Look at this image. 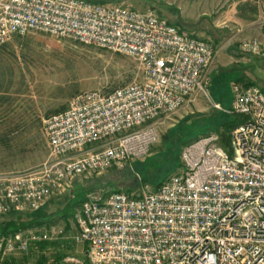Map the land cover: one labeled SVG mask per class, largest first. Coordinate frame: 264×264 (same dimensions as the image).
<instances>
[{"label":"built area","instance_id":"1","mask_svg":"<svg viewBox=\"0 0 264 264\" xmlns=\"http://www.w3.org/2000/svg\"><path fill=\"white\" fill-rule=\"evenodd\" d=\"M40 32L121 53L136 60L142 80L103 93L87 90L43 120L49 158L0 177V214L36 210L79 176L120 168L150 152L158 124L207 94L210 43L159 16L120 3L91 0H0V46ZM239 48L264 63V41ZM226 112L243 122L229 135L200 136L181 151L182 168L155 189L111 191L74 212L75 243L84 258L62 264H264V93L231 84ZM222 110L218 103L212 104ZM55 225L0 237V264L40 241L58 240ZM44 264H58L48 260Z\"/></svg>","mask_w":264,"mask_h":264},{"label":"rangeland","instance_id":"2","mask_svg":"<svg viewBox=\"0 0 264 264\" xmlns=\"http://www.w3.org/2000/svg\"><path fill=\"white\" fill-rule=\"evenodd\" d=\"M231 1L95 0L138 9L152 8L159 16L177 25L180 20L186 28H195L200 38L210 43L215 40L212 47L217 51L209 69L218 67L220 74L208 87L207 94L200 93L194 102L158 124L157 139L148 155L129 160L120 168L111 167L99 174L76 177L63 193L51 196L36 210L0 214V223L10 218L22 221L38 218L45 222L31 228L55 225L63 229L58 240L71 241L67 253L84 258V244L71 239L75 231L74 216L68 215L70 217L66 219L65 212H75L82 201L96 194L111 191L137 194L143 184L155 189L180 171L181 151L186 144L200 136L219 133L225 123L234 120L236 115L226 112L232 100L231 84L240 82L235 81L237 78H243L244 83L252 82L264 88V63L259 56L240 50L241 41L258 39L257 34L261 31L258 29L255 34L254 29L248 27L238 31L240 27L230 19L232 14L228 11ZM263 3L260 0L256 5L260 12L264 11ZM225 11H228L227 15L223 13ZM142 77L134 58L67 38L31 32L23 37L14 36L2 44L0 177L36 168L49 158L43 120L63 111L71 97L87 90L107 93L132 81H140ZM214 103L222 110L215 108ZM43 251L32 244L25 253H10L6 258L16 260L15 264H35L41 254L51 257L54 248L51 245Z\"/></svg>","mask_w":264,"mask_h":264},{"label":"trees","instance_id":"3","mask_svg":"<svg viewBox=\"0 0 264 264\" xmlns=\"http://www.w3.org/2000/svg\"><path fill=\"white\" fill-rule=\"evenodd\" d=\"M91 1H95V0H91ZM236 81H241V79H238ZM245 84L249 85V84H254V83L246 82ZM261 90L264 93V88H261ZM243 120H244V118L242 116L236 115L234 120L225 123L224 128H222V130L219 131L221 144L223 146L228 145L230 131L235 126H237L238 124L243 122ZM68 210H70V209H67L66 211H68ZM64 214L67 215L66 219H68L70 216L71 217L74 216L73 211L65 212ZM68 215H70V216H68ZM44 222L45 221H39L38 218H31L27 221H22V220H19L16 218H10V219L3 220L0 223V237L15 233V232L20 231V230L31 228L32 226H35V225L39 226L40 224H42ZM47 225H50V224H47ZM70 244H71V241H65V240L64 241L52 240V241L37 242L36 246L39 250L45 251V249H49V246L52 245L54 248V252L52 253L51 257H46L43 254L39 255L35 264H44L48 260H51V261L58 263V264H62V259L64 258V256H66L68 254L67 249L70 248ZM22 261H23V259H22ZM15 263H16V260H12L10 258H4V260L2 261V264H15Z\"/></svg>","mask_w":264,"mask_h":264},{"label":"crops","instance_id":"4","mask_svg":"<svg viewBox=\"0 0 264 264\" xmlns=\"http://www.w3.org/2000/svg\"><path fill=\"white\" fill-rule=\"evenodd\" d=\"M259 1L260 0H232L229 3L231 8L228 11L232 14L230 19L232 21L236 22V24L240 27V29L238 31H242L244 29L247 30V27H248L249 29L250 28L254 29V33L257 34L258 33V29H259L261 32L257 34L258 37L260 36L258 39L264 41V11L263 10L261 12L259 11V8L257 7ZM262 2H264V0H262ZM120 4H122V3H120ZM125 6H127V5H125ZM128 7H130V6H128ZM263 7H264V5H263ZM130 8H133V9H136V10H144V9H138V8H134V7H130ZM228 11H225L223 13L225 15H227ZM224 14L222 16H224V18H226V16ZM220 16H221V14H220ZM167 21H169V20H167ZM179 21L180 20H178V25L176 23L171 22V21H169V22L174 24L178 29L189 32L194 38H197V39H200V40H204V41L210 43L209 41L200 38L195 33L196 32V31H194L195 28H186ZM214 43H215V40H212L210 44L213 46V45H215ZM216 51H217V49L214 51V53ZM218 69L220 70V68H218V67H216V68H214L212 66L210 67L209 73H208V75H209V85H208V87H210V85L213 82V80L215 79V77L220 74ZM238 79H241L240 82L245 84L244 82H242L243 78H237L236 80H238ZM243 81H245V80H243ZM84 248L86 250V246L85 245H84ZM84 256H85V254H84Z\"/></svg>","mask_w":264,"mask_h":264}]
</instances>
